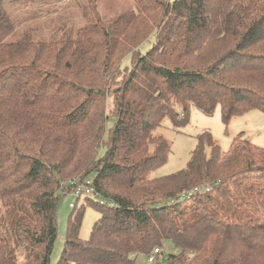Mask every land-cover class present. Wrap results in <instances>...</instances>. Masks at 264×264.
I'll list each match as a JSON object with an SVG mask.
<instances>
[{"label":"trees","instance_id":"obj_1","mask_svg":"<svg viewBox=\"0 0 264 264\" xmlns=\"http://www.w3.org/2000/svg\"><path fill=\"white\" fill-rule=\"evenodd\" d=\"M6 1L0 264H51L70 181L101 201L73 207L57 264H143L156 249L149 264H264V148L241 133L224 152L205 132L184 169L153 176L172 152L166 118L180 129L192 106L226 123L264 113V0H134L109 20L85 8L83 27L49 41H9ZM87 206L101 217L84 241ZM167 242L179 253L163 261Z\"/></svg>","mask_w":264,"mask_h":264},{"label":"rangeland","instance_id":"obj_2","mask_svg":"<svg viewBox=\"0 0 264 264\" xmlns=\"http://www.w3.org/2000/svg\"><path fill=\"white\" fill-rule=\"evenodd\" d=\"M134 0H7L8 13L16 25L15 33L9 37V41H17L27 37L34 41H49L59 38L65 29H79L85 25L84 9L95 8L101 18L113 19L116 16L132 10ZM152 45L145 44L142 50L146 52ZM131 59L127 58L123 66H130ZM1 120V118H0ZM112 126V120L107 123V130ZM208 132L214 141L224 152H228L236 137L241 133L253 144L264 148V113L253 109L245 114L232 118L228 123L222 119L221 108H217L212 116L205 115L197 107L192 106L189 122L184 127L175 128L172 120L166 118L158 134L166 138L172 146V152L168 162L154 173V177L168 176L184 169L191 158L193 151L199 143V136ZM106 144L99 149V157L106 152ZM206 152L211 153V148L206 147ZM94 175L89 177L93 180ZM85 197L77 201L72 193H66L58 204V238L56 240L52 255L51 264H57L65 248L68 222L73 211L71 204H78L80 209L85 203ZM96 201L100 198L94 197ZM2 206L0 199V208ZM100 213L92 206H87L83 224L80 230L82 240H89L96 222L100 219ZM179 253L172 243L167 242L163 248L164 261L170 254ZM138 262L149 264L148 256L139 255Z\"/></svg>","mask_w":264,"mask_h":264},{"label":"built area","instance_id":"obj_3","mask_svg":"<svg viewBox=\"0 0 264 264\" xmlns=\"http://www.w3.org/2000/svg\"><path fill=\"white\" fill-rule=\"evenodd\" d=\"M68 187H72V193L77 199H81L82 197H93L96 195L94 188L91 186V181H88L85 184L78 185L76 181H70L66 184ZM198 191V189H196ZM195 191V192H196ZM67 191H64L66 194ZM76 204H71L70 206L73 208ZM161 255V250L156 249L152 254L148 256L149 263H153L157 260L158 256Z\"/></svg>","mask_w":264,"mask_h":264}]
</instances>
